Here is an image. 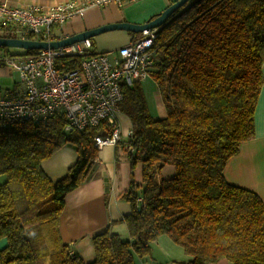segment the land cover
<instances>
[{
	"label": "trees",
	"instance_id": "trees-1",
	"mask_svg": "<svg viewBox=\"0 0 264 264\" xmlns=\"http://www.w3.org/2000/svg\"><path fill=\"white\" fill-rule=\"evenodd\" d=\"M93 46L89 54L96 53ZM154 48L158 59L150 75L167 115L152 114L140 82L123 84L119 104L132 131L117 145L126 152L133 147L127 152L132 169L142 162V184L132 180L121 196L131 205L122 218L130 240L107 227L94 235L95 259L87 263L59 229L66 195L90 177L100 150L96 137L110 135L111 127L66 132L63 113L0 120V173L6 176L0 239L7 240L0 264H136L162 235L192 256L184 264H264V202L224 174L242 142L255 134L264 84V0H189L157 29ZM82 59L60 57L56 68L75 69ZM65 145L78 158L64 177L52 180L42 162ZM166 164L176 166L171 178L160 177Z\"/></svg>",
	"mask_w": 264,
	"mask_h": 264
},
{
	"label": "crops",
	"instance_id": "crops-1",
	"mask_svg": "<svg viewBox=\"0 0 264 264\" xmlns=\"http://www.w3.org/2000/svg\"><path fill=\"white\" fill-rule=\"evenodd\" d=\"M11 5L28 8L32 5L52 7L68 0H8ZM176 0H138L123 6L109 4L105 7H92L82 18L70 20L62 27L53 28V39H61L86 29L103 24L129 21L144 23L152 16L160 14ZM137 34V35H136ZM132 34L125 30L105 32L91 38L96 53L116 51L131 42L140 33ZM4 37L17 35L1 34ZM26 50L5 49L0 46V96L7 95L19 87V73L5 63L8 54H25ZM264 77V65H263ZM145 81L140 83L144 86ZM156 82L150 80L148 87H154L155 110L152 114L157 118L167 115L162 95L155 87ZM157 85V84H156ZM158 94V95H157ZM122 132V140H126L132 131V121L123 112L117 114ZM78 158V152L72 146L65 145L51 158L42 162V167L52 180L64 177L71 165ZM176 173V166L166 164L161 170V178H171ZM228 182L255 191L264 202V84L255 112V134L242 142L239 152L230 158L225 168ZM134 180L142 184V162L138 161L132 169L129 154L122 145H105L99 150L96 163L90 177L77 189L65 197V209L60 218L62 240L69 244L72 252L85 262L95 259L94 235L110 227L126 241L130 240L128 228L122 218L130 213L131 205L121 196L128 191ZM6 176L0 173V184ZM7 245L6 239H0V250ZM192 256L184 248L175 243L168 235L160 236L153 244L149 256L136 257V264H184ZM208 264H232L227 259Z\"/></svg>",
	"mask_w": 264,
	"mask_h": 264
},
{
	"label": "built area",
	"instance_id": "built-area-1",
	"mask_svg": "<svg viewBox=\"0 0 264 264\" xmlns=\"http://www.w3.org/2000/svg\"><path fill=\"white\" fill-rule=\"evenodd\" d=\"M136 1L68 0L52 7L23 8L0 0V35L54 40L53 28L84 17L92 7L123 6ZM156 37L157 29L144 30L128 44L110 52L89 54L92 42L86 39L35 54L6 56V65L19 73V87L0 96V120L36 121L63 113L66 132L107 124L112 133L97 136L96 144L100 149L105 145H117L122 140L117 114L123 98V84L133 85L150 75L155 63ZM69 55H83L79 67L58 70L57 59ZM127 152L133 153V147L127 146Z\"/></svg>",
	"mask_w": 264,
	"mask_h": 264
},
{
	"label": "water",
	"instance_id": "water-1",
	"mask_svg": "<svg viewBox=\"0 0 264 264\" xmlns=\"http://www.w3.org/2000/svg\"><path fill=\"white\" fill-rule=\"evenodd\" d=\"M188 1L189 0H176L156 17L149 19L147 22L144 23H134L129 21L112 22L103 24L95 28L83 30L65 38L50 41L0 36V46L19 47L25 50L54 49L58 47L69 46L73 43L86 39H91L95 36L109 31L125 30L133 33H141L144 30L159 29L167 23L168 19L174 12L180 9V7H182Z\"/></svg>",
	"mask_w": 264,
	"mask_h": 264
},
{
	"label": "rangeland",
	"instance_id": "rangeland-1",
	"mask_svg": "<svg viewBox=\"0 0 264 264\" xmlns=\"http://www.w3.org/2000/svg\"><path fill=\"white\" fill-rule=\"evenodd\" d=\"M14 50H25L23 48H19V47H12ZM154 59L157 60L158 59V56L155 55L154 56ZM145 82L143 83L144 86H143V90H144V93H145V96L147 98V102H148V105H149V109L150 111L152 112L153 110H155V100L153 98V95L154 93L156 92L155 88L153 87L152 89L150 87H148L149 85V82L150 80L154 81V79L151 77V75H149L148 77H146L145 79H143ZM155 82V81H154ZM155 87H158L156 84H155ZM158 95V94H157ZM160 176H161V171H160ZM174 264H177V263H174Z\"/></svg>",
	"mask_w": 264,
	"mask_h": 264
}]
</instances>
